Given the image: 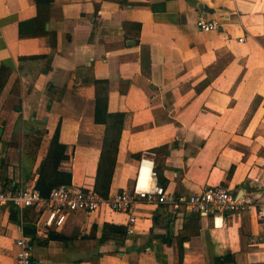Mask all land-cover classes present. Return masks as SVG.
Instances as JSON below:
<instances>
[{
    "label": "crops",
    "instance_id": "0c3cea01",
    "mask_svg": "<svg viewBox=\"0 0 264 264\" xmlns=\"http://www.w3.org/2000/svg\"><path fill=\"white\" fill-rule=\"evenodd\" d=\"M198 16L218 31L198 32ZM0 68L3 191L34 188L55 131L57 170L93 191L104 134L94 101L105 96L107 113L123 115L106 199L147 186L138 160L150 152L168 193L218 185L264 200V0H51L39 12L0 0ZM132 214L124 236L127 215L102 204L42 237L37 208H2L0 264H13L20 237L32 264H264L252 213L173 215L137 201Z\"/></svg>",
    "mask_w": 264,
    "mask_h": 264
},
{
    "label": "built area",
    "instance_id": "2783aa9c",
    "mask_svg": "<svg viewBox=\"0 0 264 264\" xmlns=\"http://www.w3.org/2000/svg\"><path fill=\"white\" fill-rule=\"evenodd\" d=\"M195 28L200 33L217 32L219 25L201 16L195 20ZM152 153H144L138 160V178L148 183L145 188L134 185L130 191L116 194L110 199L101 200L93 191L60 185L52 188L46 198H41L33 187L17 191H3L0 187V209L25 210L37 208L42 218L36 235L46 237L50 231L58 230L68 215L73 213L91 214L104 204L112 212L127 215L125 235L133 229L135 218L132 206L137 201L164 206L173 214L198 216H224L227 214L252 213L264 225V200L256 196L229 192L221 186L204 187L198 194L184 196L168 193L157 184V174L153 170ZM16 249L13 264H32L30 240L20 237L14 242Z\"/></svg>",
    "mask_w": 264,
    "mask_h": 264
},
{
    "label": "trees",
    "instance_id": "16d2710c",
    "mask_svg": "<svg viewBox=\"0 0 264 264\" xmlns=\"http://www.w3.org/2000/svg\"><path fill=\"white\" fill-rule=\"evenodd\" d=\"M33 1L37 12L44 11L51 2V0ZM6 76L7 71L0 68V90L6 80ZM122 118L123 115L121 113H107L105 96L95 98L93 121L95 124H100L104 127V134L99 162L96 169L93 192L101 200L107 198V190L114 166ZM63 152L64 146L58 143L57 132L55 131L49 141L46 156L39 166L38 177L34 185L39 196L43 199L47 197L52 188L70 184V176L57 170L59 162L64 158ZM158 181V185L163 187L162 181ZM121 234L124 236L125 230H122ZM213 264H232V262L218 258L213 260Z\"/></svg>",
    "mask_w": 264,
    "mask_h": 264
},
{
    "label": "rangeland",
    "instance_id": "374dc122",
    "mask_svg": "<svg viewBox=\"0 0 264 264\" xmlns=\"http://www.w3.org/2000/svg\"><path fill=\"white\" fill-rule=\"evenodd\" d=\"M30 135H34V136H36V137L33 138V139L37 140V139H38L37 136L39 135V132L30 131Z\"/></svg>",
    "mask_w": 264,
    "mask_h": 264
},
{
    "label": "water",
    "instance_id": "95a60500",
    "mask_svg": "<svg viewBox=\"0 0 264 264\" xmlns=\"http://www.w3.org/2000/svg\"><path fill=\"white\" fill-rule=\"evenodd\" d=\"M1 124H3V123H1ZM0 134H1V128H0Z\"/></svg>",
    "mask_w": 264,
    "mask_h": 264
}]
</instances>
